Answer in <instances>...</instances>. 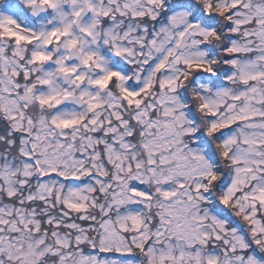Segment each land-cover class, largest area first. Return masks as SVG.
I'll use <instances>...</instances> for the list:
<instances>
[{"label": "snow or ice", "instance_id": "6c2138e0", "mask_svg": "<svg viewBox=\"0 0 264 264\" xmlns=\"http://www.w3.org/2000/svg\"><path fill=\"white\" fill-rule=\"evenodd\" d=\"M0 264H264V0H0Z\"/></svg>", "mask_w": 264, "mask_h": 264}]
</instances>
